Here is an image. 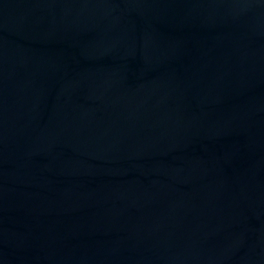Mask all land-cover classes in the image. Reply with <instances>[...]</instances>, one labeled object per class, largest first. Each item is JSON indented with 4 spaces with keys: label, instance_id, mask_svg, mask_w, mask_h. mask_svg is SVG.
Returning <instances> with one entry per match:
<instances>
[{
    "label": "water",
    "instance_id": "95a60500",
    "mask_svg": "<svg viewBox=\"0 0 264 264\" xmlns=\"http://www.w3.org/2000/svg\"><path fill=\"white\" fill-rule=\"evenodd\" d=\"M0 264H264V0H0Z\"/></svg>",
    "mask_w": 264,
    "mask_h": 264
}]
</instances>
